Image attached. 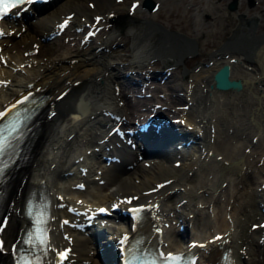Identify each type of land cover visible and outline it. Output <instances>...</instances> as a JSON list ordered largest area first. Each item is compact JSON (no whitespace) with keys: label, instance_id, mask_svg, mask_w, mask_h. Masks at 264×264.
Masks as SVG:
<instances>
[{"label":"bare ground","instance_id":"1","mask_svg":"<svg viewBox=\"0 0 264 264\" xmlns=\"http://www.w3.org/2000/svg\"><path fill=\"white\" fill-rule=\"evenodd\" d=\"M140 1L138 5L141 7L143 0ZM119 4L130 6L131 3L128 0H52L45 8L33 9L30 19L21 15L2 23L5 33L0 39V53L8 61L5 64L0 54V77L11 82L0 84V110L31 91H46L49 93L46 101L50 103L64 91L76 90L77 83L85 85L82 109L78 106L73 109L66 107L65 111L51 118L46 117L47 121L42 124V132L31 148V165L27 169L23 167V177L27 179L25 185L10 193V206L6 210L8 223L0 232L4 240L3 250L6 255L13 253L12 243L27 221L23 209L27 187L45 182L52 191L55 206L51 237L53 248L47 264H56L55 248L69 244L63 237L60 224L63 217L69 214L70 206L81 205L85 209L118 202L121 207H127L129 204L119 197L133 193L138 194V199L130 203L150 205V220L153 225L162 227L159 239L167 252L192 247L198 241L201 244L196 252L199 264H222V251L227 248L234 256L233 264H264V30H260L264 23L258 22L259 13L251 10L245 13L241 11V6L236 8L239 11L235 8L223 10L224 16H238L241 21L230 25L228 39L211 51L207 62L198 64L203 67L184 71L188 78L171 86L174 90H184L181 96L187 99L184 104L189 105L177 108L173 103L176 97L167 95L172 91L162 93V97L128 101L132 106L144 105L147 115H153L158 121L163 119L164 125L168 126L159 138L150 136L148 145L159 149L166 146L165 143L172 146L183 139L191 140L187 154L182 152L178 155L176 152L178 156L171 160L173 165H159L158 169L148 171L133 162L129 156V145L121 143L125 140H121L117 131H111L120 119L125 126L133 123L126 105L118 101L123 93L132 95L122 91L123 86H118L128 78L123 75L126 66L123 60L110 54L109 48L116 36L122 33L120 29L123 27L118 24L114 28L106 26L107 17ZM70 12H75L71 20L73 26L77 15L85 16L77 25L81 27V32L76 27L77 36L83 34L82 40L92 37L98 24H104L106 34L102 39L93 41L89 56L79 52L82 40L77 36L72 38L76 31L69 25L62 33L72 29L71 36L62 46L54 48L52 54H56L55 57L36 53L34 48L41 42L39 38L59 30L63 15ZM148 13L150 15L136 12L125 25L134 37L132 46L126 48L132 56L127 65L133 63V70L139 66L138 70L128 75H135L128 78L132 80L129 90L133 93L138 77L141 86H144L150 76L161 73L146 68L148 61L159 56L163 60L174 58V63H182L187 44H192L195 53L199 46L196 37H187L180 31L177 33L173 26L153 19L157 15L153 11ZM99 16L100 21L96 23L95 19ZM27 23L37 29V37L33 42L19 44L11 33L12 29L21 30L22 25ZM250 37L253 39L249 41ZM39 45L43 47L42 43ZM236 49L253 53L254 60L245 58L243 52L234 53ZM227 61L233 65L231 77L244 80L243 89L223 90L214 86V73ZM165 64L166 69L173 65ZM237 67L246 75L240 76ZM173 73H169L167 79H172ZM122 78L124 80L119 81ZM159 82L165 84L163 80ZM245 90L249 112L240 103L242 94L239 92ZM243 110L246 114L248 112V124L243 122ZM175 117L181 120L177 122ZM180 133H185V136ZM119 152L122 158L117 165L124 169L121 172L106 174L100 183L97 177H91V172L84 173L83 167H86V160L90 157L94 160L104 153L118 155ZM179 158H182V164L177 166L174 162ZM82 180L87 186L77 188L76 183ZM105 187L107 190L100 194L99 190ZM152 187L156 189L147 191ZM105 218L96 216L92 228L95 234L101 235L99 246L105 249L104 257L118 264V255L117 259L114 258L117 251L115 241L122 235L127 237L129 233H134L136 223L127 214L118 219ZM254 223L260 225L259 228H253ZM181 225L185 226L184 229ZM66 227L64 229L75 238V254L70 252V259L61 264H91L94 250L85 245L83 237L73 231L74 228L68 224ZM100 257L104 259L101 254Z\"/></svg>","mask_w":264,"mask_h":264},{"label":"rangeland","instance_id":"2","mask_svg":"<svg viewBox=\"0 0 264 264\" xmlns=\"http://www.w3.org/2000/svg\"><path fill=\"white\" fill-rule=\"evenodd\" d=\"M119 1V0H118ZM123 1V0H122ZM121 1V2H122ZM145 1V0H143ZM158 3H160L158 10H154L153 12L157 15L153 16V19H156L158 23H162L163 25L165 24L166 26H173L175 31H180L182 33H186L189 36H193L196 37V39H198V50L196 51L195 54H187V56L183 57V61L178 62V63H174L176 61V59H172V60H163L161 59L159 56L155 57L153 61L149 62L146 66V68H150V69H156V71L159 72V70L164 71V69H166V64L171 65L172 66H168L167 69L169 71L174 72L172 74V79H167L166 74H157V76L159 77L160 80H164L163 82H165V84L159 82L160 80L156 78V80L154 81H150L151 84H153L154 86H156V83L158 84L156 93L153 94L152 96L154 97H162V93L164 92H171V94H167V95H173L172 97H176L173 101L174 107L176 106L178 108V106L182 107L184 106V102L187 101V99L184 98V96H181L184 92V90L181 89L178 90H174L171 86H174L176 82L184 79V78H188V74L184 73V68L193 70V68H200L203 67V63L202 62H207L209 60V56L211 54V51L215 50L217 47H220V45L224 44L225 40L228 39L229 34H230V25H234L237 20L238 22L241 21L240 18H238V16H229L228 14L226 16H224L222 14L223 10H229L231 11V8L228 6V3L231 0H156ZM131 0H128V3H130ZM140 5V4H139ZM138 5V7H140ZM238 6L236 8H239L241 6V11L248 13L251 11L253 12H257L259 13V21L261 24L262 22L264 23V0H254L252 2V0H239L238 1ZM45 6H49V5H44V6H40L37 9L40 8H45ZM164 6V7H163ZM138 7L136 9H138ZM36 8V7H35ZM34 8V9H35ZM135 9V10H136ZM130 10V11H129ZM133 10L131 12V6H121V4L118 5L117 8L114 9V11L111 12V14L107 17V21H106V26L107 27H111L114 28L116 24L121 25L123 28L120 29V32H122L121 34H119L118 36H116V40L112 41V44L110 45V50L112 53V55L117 56L121 59L122 63H125V72L123 73L124 76H126V78L128 77H135V75H130V72H135V70H138L139 66H137L138 68H131L134 67V65H132L133 63H130L131 65H127V63H129V61H132L131 58L132 56H130L131 52L127 51L126 48H128V46H132V42L133 40V36L132 33L130 34V31L125 27L126 24H129L130 20L133 19V16L136 12L138 14L143 15V13H147L151 10L149 9L148 6L142 5L140 7V9H138V11ZM237 10V9H236ZM249 10V11H248ZM182 11V12H181ZM233 11V10H232ZM239 11V9L237 10ZM176 12V13H175ZM172 13V14H171ZM189 13V14H188ZM136 14V15H138ZM180 14V15H179ZM150 15V14H149ZM183 17H182V16ZM188 15V16H187ZM176 16V17H175ZM31 16H29L30 18ZM85 16L83 15H77L76 19H75V24L78 25L80 24L81 20L84 19ZM263 18V19H262ZM229 20V21H228ZM170 23H173L174 25H171ZM74 24V26H71V28L73 30L76 31V33L74 35H72V38H75V36H77V30H76V25ZM26 25V27H24ZM264 25V24H263ZM262 25V29L260 30H264V26ZM31 27V28H30ZM72 29L67 30L65 33H63L62 35H56V37L54 36L53 38H48L45 39L46 36L40 37L39 40L41 41L43 47L40 45L39 51H36V53H38L39 55H42L44 57H55L56 54H52V52L55 50V47H60L62 46L63 42H66V39L69 38L70 34V30L72 32ZM98 31H96L95 33L92 34V43L94 40H96L97 38L102 39V37L106 34L104 31V27L103 30H101L100 34L97 35ZM14 34V38L17 41V43L19 44H23L24 42H33L34 38L37 37V29L32 25L29 26V24H24L22 26L21 30H17L16 32L13 31ZM52 34V33H51ZM219 34V35H218ZM68 35V36H67ZM213 36V37H212ZM65 37V38H64ZM80 38V40H82L83 34H78V36ZM126 43V47L124 46V44ZM15 46V44L13 45ZM39 46V45H38ZM90 47V46H89ZM88 49V47H86V45L84 44L81 49ZM79 48V52L82 53V55H87V52H90L91 48L89 49V51L85 52L86 54H83L82 50ZM204 51V52H203ZM236 52H240L241 51H237L235 50L234 53ZM129 53V55H127ZM244 55V54H243ZM119 60V59H118ZM199 63H202V65H198ZM197 68V69H198ZM167 70V71H168ZM237 71L238 74L240 76H245L246 72L245 71H241L240 67H237ZM129 72V73H128ZM128 73V74H127ZM127 78V81L129 80ZM123 79V78H122ZM119 80V81H123V80ZM134 79V78H133ZM129 82V81H128ZM129 84H131L129 82ZM123 86V85H122ZM171 87V88H170ZM124 88V86L122 87ZM136 89V91L133 93V90H129L128 87L126 86V90L127 93H130L132 95H127V97L125 98L124 95H122V100H125V104L126 108L128 110V113L130 114V118L132 116V120L135 121L138 118L139 115H143L145 112V106L144 105H137V106H132L130 104V102H128L129 100H133L136 99H142L141 97H136L133 96L134 94H137V91H140V85H136V87H134ZM149 89V88H148ZM174 90V91H173ZM153 91V90H152ZM177 91V92H176ZM182 93V94H181ZM239 93L242 94V100H241V105L242 107H244L246 109V111L249 112V103L246 101L247 97L245 96V91H240ZM175 94V95H174ZM144 97V96H143ZM166 97V96H165ZM171 97V98H172ZM144 98H151L152 97H144ZM154 101V100H153ZM178 103V104H177ZM184 104V105H183ZM141 105V106H140ZM167 105V104H166ZM139 107V108H138ZM131 108V109H130ZM144 108V109H143ZM130 109V111H129ZM139 109V110H137ZM243 112H245V110H243ZM248 112L246 114V112L244 113V120L243 122H250L249 121V115ZM137 113V114H136ZM134 114V115H133ZM170 114H173L172 112ZM138 115V116H136ZM172 159V158H171ZM163 160V159H162ZM173 161V159H172ZM102 163V160L100 157H96L93 161L94 165L100 164ZM170 163L172 164L173 162ZM31 165V164H30ZM138 166L143 167L144 169L150 171V170H155L158 169V166H154V168H152L151 166H146L145 164L142 165V163L138 164ZM91 176L96 174V170H92L91 171ZM106 187L105 189H100L99 191L101 192L100 194H102L104 191H106ZM98 195V194H97ZM85 240V239H84ZM88 244V241H84ZM92 249H96L95 246H92ZM94 256V258L92 259V263L91 264H103L101 262V260H99V257L95 254L92 255ZM98 263H97V260ZM96 260V262H95Z\"/></svg>","mask_w":264,"mask_h":264},{"label":"water","instance_id":"3","mask_svg":"<svg viewBox=\"0 0 264 264\" xmlns=\"http://www.w3.org/2000/svg\"><path fill=\"white\" fill-rule=\"evenodd\" d=\"M146 4H149L150 7L154 6V0H147ZM237 1L231 3L230 6L235 8L237 5ZM231 65L229 62L224 63L222 67L218 68V70L214 74V86H217L218 89H243L244 88V80L240 77L235 78L231 77Z\"/></svg>","mask_w":264,"mask_h":264},{"label":"snow or ice","instance_id":"4","mask_svg":"<svg viewBox=\"0 0 264 264\" xmlns=\"http://www.w3.org/2000/svg\"><path fill=\"white\" fill-rule=\"evenodd\" d=\"M97 19H99V18H97ZM65 23H67V21L65 22ZM0 115H3L2 113H0ZM82 187V186H81ZM101 211H103V209H101ZM65 223H67V221H65Z\"/></svg>","mask_w":264,"mask_h":264}]
</instances>
